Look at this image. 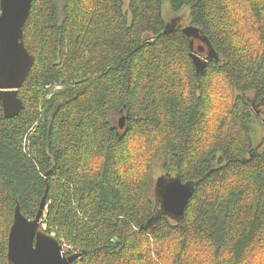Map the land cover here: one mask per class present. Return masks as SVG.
Segmentation results:
<instances>
[{
	"label": "trees",
	"instance_id": "16d2710c",
	"mask_svg": "<svg viewBox=\"0 0 264 264\" xmlns=\"http://www.w3.org/2000/svg\"><path fill=\"white\" fill-rule=\"evenodd\" d=\"M165 1L33 0V66L0 91V264L15 207L45 195L73 264H264V0H168L196 49ZM158 163L194 188L182 218L152 194Z\"/></svg>",
	"mask_w": 264,
	"mask_h": 264
},
{
	"label": "water",
	"instance_id": "95a60500",
	"mask_svg": "<svg viewBox=\"0 0 264 264\" xmlns=\"http://www.w3.org/2000/svg\"><path fill=\"white\" fill-rule=\"evenodd\" d=\"M33 0H0V91L15 93L29 74L34 57L24 43V28L31 13ZM199 36L193 26L183 30ZM193 47V46H192ZM194 61L199 66L198 58ZM22 104L4 100L7 118L16 116ZM125 126V118L120 121ZM194 188L179 178L171 179L162 190V209L179 219L185 214ZM47 194V193H46ZM46 195L42 198L34 218L26 217L17 205L8 235V264H73L84 252L65 255L60 240L47 232L43 225Z\"/></svg>",
	"mask_w": 264,
	"mask_h": 264
},
{
	"label": "rangeland",
	"instance_id": "374dc122",
	"mask_svg": "<svg viewBox=\"0 0 264 264\" xmlns=\"http://www.w3.org/2000/svg\"><path fill=\"white\" fill-rule=\"evenodd\" d=\"M59 5L62 7L64 0H58ZM186 11H182L181 14H174L171 11V6L170 2L166 0L163 5V17L167 21V23H172L173 20L176 18H181L179 19V24L182 20V27H188L190 26V21L187 18V14H183ZM257 121L254 122L253 125V132L255 133V138H256V144L258 147H264V122L261 118L256 119ZM153 188H152V194L154 197L158 198L161 197L162 199V190L164 186L171 180V178H168L166 176H163L162 170L160 168L159 163L155 164L154 167V172H153ZM173 179V178H172ZM163 185V188H161Z\"/></svg>",
	"mask_w": 264,
	"mask_h": 264
},
{
	"label": "flooded vegetation",
	"instance_id": "af4514ba",
	"mask_svg": "<svg viewBox=\"0 0 264 264\" xmlns=\"http://www.w3.org/2000/svg\"><path fill=\"white\" fill-rule=\"evenodd\" d=\"M172 22H173L172 27L175 29L176 27H178L179 18L174 19ZM171 24H172V23H170V24L168 23V27H170ZM185 28H186V27H185ZM185 28H184V29H185ZM186 34H187L188 37H189V35H190L191 33H186ZM189 38L192 39V44H193L194 49H196V45H198V44H202V41H203V40H202V38H201L200 36L192 35V36H190ZM201 40H202V41H201ZM202 52H205V50L203 49ZM257 115H258L259 118H261V119L263 120V122H264V104L258 108Z\"/></svg>",
	"mask_w": 264,
	"mask_h": 264
},
{
	"label": "built area",
	"instance_id": "2783aa9c",
	"mask_svg": "<svg viewBox=\"0 0 264 264\" xmlns=\"http://www.w3.org/2000/svg\"><path fill=\"white\" fill-rule=\"evenodd\" d=\"M52 235H54V234H52ZM61 243H62V246H63V253L65 255H69V254H71L74 251L71 247H69L66 244H64V242L61 241Z\"/></svg>",
	"mask_w": 264,
	"mask_h": 264
},
{
	"label": "bare ground",
	"instance_id": "6f19581e",
	"mask_svg": "<svg viewBox=\"0 0 264 264\" xmlns=\"http://www.w3.org/2000/svg\"><path fill=\"white\" fill-rule=\"evenodd\" d=\"M173 24H171L170 26H172ZM44 216H45V214H44ZM43 219H44V217H43Z\"/></svg>",
	"mask_w": 264,
	"mask_h": 264
}]
</instances>
